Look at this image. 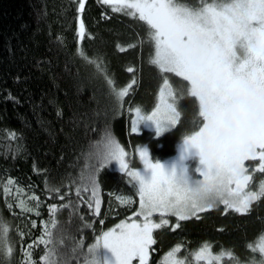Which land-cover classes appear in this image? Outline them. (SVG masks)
Masks as SVG:
<instances>
[{"label": "snow or ice", "instance_id": "6c2138e0", "mask_svg": "<svg viewBox=\"0 0 264 264\" xmlns=\"http://www.w3.org/2000/svg\"><path fill=\"white\" fill-rule=\"evenodd\" d=\"M77 35H84L80 13L85 0H76ZM113 13H122L138 19L147 26L146 41L152 52L149 63L161 76L154 105L146 111L140 105L129 104L131 133L151 130L155 138L174 130L182 120L180 101L192 98L196 112L193 128L182 135L176 144V154L169 158L154 157L147 144L137 145L135 154L139 166L133 167V157L109 130L103 136V145L96 146L87 165V176L75 188L79 198L74 211L87 204L90 211L100 215L101 199L98 176L109 166L127 177L131 192L116 199L122 205L136 203L138 208L113 228L95 235V242L87 244L81 235L72 244L63 243L64 231L55 219L58 212L72 209V202L59 206L50 204V221H41L42 235L23 247L24 233L19 232L23 260L21 264H149L150 254L157 243L154 231L169 226V217H175L172 230L181 221L200 219V214L223 206L247 214L255 202L264 199V179L256 188L252 182L256 173L264 174V0H99ZM106 15V14H102ZM134 46V45H133ZM120 51L126 48L117 46ZM88 63L105 73L106 82L117 101V111L124 113L125 98L134 89L133 78L117 89L113 79L102 68V58L93 60L81 53ZM128 67L127 72L134 73ZM168 74L181 78L186 85L177 89ZM16 139L15 133L9 134ZM14 181L3 185L5 197L11 194ZM46 187H49L46 184ZM61 194L60 188H51L64 201L71 194ZM19 193L22 189L17 188ZM34 207L20 199L15 207L22 212L35 210L40 215V198L32 195ZM9 209L13 204H7ZM158 214V222L154 216ZM84 220V217H80ZM49 223L51 227H49ZM101 225L104 224L100 220ZM32 227H37L35 221ZM55 230V231H54ZM19 231V230H18ZM82 231V230H81ZM62 237L56 247L55 235ZM264 240V236L261 237ZM45 246L39 262L32 259L31 250ZM249 248H253L250 244ZM264 257V245H259ZM256 249L253 248V251ZM14 248L9 240V227L0 221V252L11 258ZM181 245L170 249L159 264H188L178 258ZM197 264H224L235 257L231 251L213 254L208 242L194 253ZM0 264L3 261L0 260ZM239 264V262H237ZM252 264H257L252 261ZM264 264V258L259 261Z\"/></svg>", "mask_w": 264, "mask_h": 264}, {"label": "trees", "instance_id": "16d2710c", "mask_svg": "<svg viewBox=\"0 0 264 264\" xmlns=\"http://www.w3.org/2000/svg\"><path fill=\"white\" fill-rule=\"evenodd\" d=\"M77 8L76 0H0V221L8 225L14 248L11 258L0 252L3 264H21L24 257L19 232L25 234L23 247L27 248L42 235L41 221H50V204L59 207L72 202V209H64L55 217L64 231L63 243L69 247L73 238L78 241L81 235L86 245L90 244L95 235L137 209L138 198L129 205L116 199L118 195L130 194L131 188L128 178L109 166L98 176L100 215L90 211L87 204L74 211L79 200L75 188L81 177L86 178V166L92 163L89 156L97 145L102 146L106 131L110 130L125 146L136 167L137 145L147 144L154 157L166 158L175 152L182 135L193 128L195 103L192 98H185L179 104L182 120L174 130L158 139L150 130L131 133L129 104L151 110L161 83L158 69L149 63L152 47L146 41L147 26L138 19L113 13L99 0H85V8L79 14L84 24V35L80 37ZM118 45L126 50L120 51ZM81 53L93 60L102 58L101 67L117 89L136 79L134 89L125 98L123 114L117 111L105 73L86 62ZM128 67L134 68V73L127 72ZM168 75L177 89L186 85L174 74ZM10 133H15L16 139H10ZM9 178L15 183L11 194L5 197L3 185ZM261 179L264 174L256 173L252 187L256 188ZM46 184L60 188L61 194L69 192L71 184V194L61 201ZM17 188L22 191L18 193ZM33 194L40 198L39 216L35 210L25 213L15 207L20 199L34 207L35 201L30 199ZM7 204H13V208ZM155 219L158 222L159 216ZM168 219L169 226L154 231L157 243L149 264H159L178 244L179 255L186 256L188 264H197L190 259V253L204 242L211 244L213 252L223 249L233 253L235 259L224 260V264H259L264 258L258 248L264 236V199L253 203L247 214L229 210L225 215L221 205L201 213L198 220L181 221L175 231L171 227L175 217ZM61 239L56 233V247L61 246ZM250 244L255 251L249 248ZM45 250L44 245L34 247L32 259L39 262Z\"/></svg>", "mask_w": 264, "mask_h": 264}, {"label": "rangeland", "instance_id": "374dc122", "mask_svg": "<svg viewBox=\"0 0 264 264\" xmlns=\"http://www.w3.org/2000/svg\"><path fill=\"white\" fill-rule=\"evenodd\" d=\"M144 130H148V129H144ZM130 131H131V129H130ZM151 131V130H150ZM103 145V144H102ZM142 145H144V144H142ZM127 151V150H126ZM176 154V150H175V152L172 154V155H170V156H168V157H166V158H169V157H171V156H174ZM138 157V156H137ZM112 168H114L115 169V166L113 165V166H111ZM137 167V166H136ZM137 208H138V206H137ZM158 215V214H157ZM154 219H155V216H154ZM156 220V219H155ZM120 222V221H119ZM118 222V223H119ZM115 226V225H114ZM114 226H112V227H110V228H113ZM109 229V228H108ZM107 230V229H106ZM105 231V230H104ZM95 242V240L93 241V242H91L90 244H92V243H94ZM258 245H264V241L263 240H261V241H259V243H258ZM199 249H197V250H195L194 252H192V253H190V259H192V260H194V261H196V258H195V256H194V253L195 252H197ZM213 252V251H212ZM213 254H218V253H216V252H213ZM177 256H178V258H181V259H184V258H186L187 259V257L186 256H184V255H182V254H180L179 255V253L177 254ZM228 258L227 257H225L224 258V260H227ZM204 262V261H203ZM73 264H74V262H73ZM231 264H237V263H235V262H232Z\"/></svg>", "mask_w": 264, "mask_h": 264}, {"label": "bare ground", "instance_id": "6f19581e", "mask_svg": "<svg viewBox=\"0 0 264 264\" xmlns=\"http://www.w3.org/2000/svg\"><path fill=\"white\" fill-rule=\"evenodd\" d=\"M137 200V199H136ZM126 219V218H125ZM113 224V223H112Z\"/></svg>", "mask_w": 264, "mask_h": 264}]
</instances>
